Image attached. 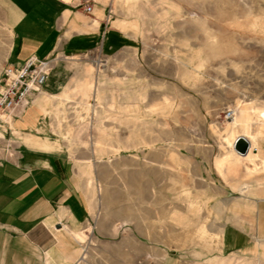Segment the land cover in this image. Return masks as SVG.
Masks as SVG:
<instances>
[{
	"label": "rangeland",
	"instance_id": "374dc122",
	"mask_svg": "<svg viewBox=\"0 0 264 264\" xmlns=\"http://www.w3.org/2000/svg\"><path fill=\"white\" fill-rule=\"evenodd\" d=\"M83 2L106 6L95 46L50 57L53 96L89 74L79 99L56 104L51 136L90 207L66 262L264 264L247 197L264 183V0ZM11 26L0 0V75ZM18 115L0 122L2 145ZM230 226L245 251L223 250Z\"/></svg>",
	"mask_w": 264,
	"mask_h": 264
},
{
	"label": "crops",
	"instance_id": "0c3cea01",
	"mask_svg": "<svg viewBox=\"0 0 264 264\" xmlns=\"http://www.w3.org/2000/svg\"><path fill=\"white\" fill-rule=\"evenodd\" d=\"M3 1L12 11L5 67H21L30 58L89 51L100 36L106 12V6L97 2L90 14L85 13L83 0ZM87 70L86 66L81 74L78 71L56 96L61 75L57 70L49 74L25 111L11 119L7 129L13 145H2L0 137V264H76L79 259L67 263L63 251L78 247L77 239H72L87 228L80 230L88 221L90 207L84 196L87 211L68 160L55 150L58 143L51 136H57L56 104L80 98ZM248 193L256 200L255 234L264 240V183L256 182ZM227 231L233 243H222L224 251L250 247L247 241L234 243L243 237L241 230L230 226Z\"/></svg>",
	"mask_w": 264,
	"mask_h": 264
},
{
	"label": "built area",
	"instance_id": "2783aa9c",
	"mask_svg": "<svg viewBox=\"0 0 264 264\" xmlns=\"http://www.w3.org/2000/svg\"><path fill=\"white\" fill-rule=\"evenodd\" d=\"M85 13L92 12V4L84 3ZM53 59H28L21 67H4L0 75V113L18 115L41 91L50 71Z\"/></svg>",
	"mask_w": 264,
	"mask_h": 264
},
{
	"label": "bare ground",
	"instance_id": "6f19581e",
	"mask_svg": "<svg viewBox=\"0 0 264 264\" xmlns=\"http://www.w3.org/2000/svg\"><path fill=\"white\" fill-rule=\"evenodd\" d=\"M83 91V90H82ZM87 92V91H86ZM85 92V93H86ZM89 93V92H88ZM87 96V95H86ZM86 98V97H85ZM82 103H84V102H82ZM11 117H7V115L6 114H1L0 113V122H1V124L2 125H5L6 124V122L8 121V119H10ZM240 153V152H239ZM240 154H242V153H240ZM92 183V182H91ZM91 183L89 182V181H86V186H87V189L89 190V191H91V193L93 194V187H92V185H91ZM92 196V195H91Z\"/></svg>",
	"mask_w": 264,
	"mask_h": 264
},
{
	"label": "water",
	"instance_id": "95a60500",
	"mask_svg": "<svg viewBox=\"0 0 264 264\" xmlns=\"http://www.w3.org/2000/svg\"><path fill=\"white\" fill-rule=\"evenodd\" d=\"M247 148V142L243 139H239L235 144V149L242 154L246 153Z\"/></svg>",
	"mask_w": 264,
	"mask_h": 264
}]
</instances>
